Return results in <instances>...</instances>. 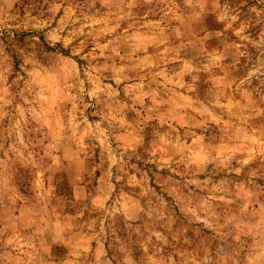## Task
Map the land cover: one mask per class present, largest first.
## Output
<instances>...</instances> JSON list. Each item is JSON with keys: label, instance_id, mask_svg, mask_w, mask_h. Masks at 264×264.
<instances>
[{"label": "rangeland", "instance_id": "rangeland-1", "mask_svg": "<svg viewBox=\"0 0 264 264\" xmlns=\"http://www.w3.org/2000/svg\"><path fill=\"white\" fill-rule=\"evenodd\" d=\"M0 264H264V0H0Z\"/></svg>", "mask_w": 264, "mask_h": 264}]
</instances>
